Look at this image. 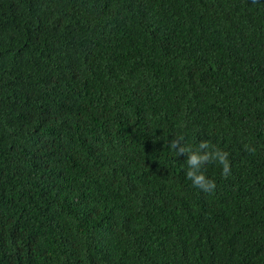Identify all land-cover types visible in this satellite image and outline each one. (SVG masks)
I'll return each instance as SVG.
<instances>
[{
	"label": "trees",
	"instance_id": "trees-1",
	"mask_svg": "<svg viewBox=\"0 0 264 264\" xmlns=\"http://www.w3.org/2000/svg\"><path fill=\"white\" fill-rule=\"evenodd\" d=\"M0 264H264V0H0Z\"/></svg>",
	"mask_w": 264,
	"mask_h": 264
},
{
	"label": "clouds",
	"instance_id": "clouds-1",
	"mask_svg": "<svg viewBox=\"0 0 264 264\" xmlns=\"http://www.w3.org/2000/svg\"><path fill=\"white\" fill-rule=\"evenodd\" d=\"M182 139L183 134L178 139H173L171 145L177 153L184 152L187 154L185 174L194 186L205 191L215 187V179L206 172V166L209 163L219 164L222 175L230 174L231 162L228 150L214 144L209 139H200L195 147L186 143H179V140Z\"/></svg>",
	"mask_w": 264,
	"mask_h": 264
}]
</instances>
